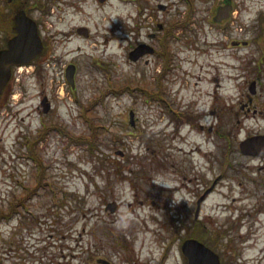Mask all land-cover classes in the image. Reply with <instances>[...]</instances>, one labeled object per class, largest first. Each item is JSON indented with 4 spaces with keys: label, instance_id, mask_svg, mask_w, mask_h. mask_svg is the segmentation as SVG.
<instances>
[{
    "label": "rangeland",
    "instance_id": "rangeland-1",
    "mask_svg": "<svg viewBox=\"0 0 264 264\" xmlns=\"http://www.w3.org/2000/svg\"><path fill=\"white\" fill-rule=\"evenodd\" d=\"M133 1L52 5L53 47L13 69L0 99V264H187L181 236L196 224L223 264H264L261 162L239 150L255 123L236 114L249 84L232 46L255 37L264 0H232L225 27V0L150 12L175 39L148 65L130 61L124 29L156 2Z\"/></svg>",
    "mask_w": 264,
    "mask_h": 264
},
{
    "label": "flooded vegetation",
    "instance_id": "flooded-vegetation-1",
    "mask_svg": "<svg viewBox=\"0 0 264 264\" xmlns=\"http://www.w3.org/2000/svg\"><path fill=\"white\" fill-rule=\"evenodd\" d=\"M102 5H106L112 0H97ZM143 3L145 0H142ZM175 1H180L182 3H188L189 7L192 0H155L156 4L153 8L148 9V14H144L142 10L138 16V20L135 28L130 24H127L125 27V32L135 34L136 44L128 49L127 56L130 59V54L140 45H149L155 49V54L157 56L161 55V52L164 54L167 53V50L170 49V39H175V30L172 27L168 28V25L161 24L158 19H154V10H157L160 14L170 13L171 9H174ZM87 0H0V33L5 34V30L10 28L12 36L16 34L17 28V19L22 15L34 20L38 25V31L42 38L44 45V53L53 47L55 35L52 32L49 21L52 20L53 15L50 14V7L54 4L59 5H83ZM133 2H138L134 0ZM186 7V6H185ZM227 8L230 10V17L226 20H220L221 26H224L233 21L232 16L234 10L238 5H234L232 0H227L225 2L221 1L217 6V12L222 8ZM223 12V9L221 10ZM149 16L151 20L147 19L144 21L142 17ZM156 15V13H155ZM189 21L191 17L189 16ZM11 19V21H10ZM127 20L130 22L132 20L131 15L128 16ZM188 20V18H187ZM186 20V21H187ZM241 15L238 21H241ZM151 21V22H150ZM255 23L258 25H253L255 31V37L249 39L248 41H240L238 39L232 40L234 60L237 63V67L241 70V73L238 76L241 79H244L246 83L249 84V93L243 92L242 96L245 98L242 99V96H237L236 99V108L238 109L237 115L243 112L245 120H254L253 129L254 131H249L246 134L243 140H240L239 150L242 156L241 144L246 140H253L254 142L258 139H264V14L262 12L257 13L255 17ZM144 31L146 32L148 41H144ZM149 31V32H148ZM259 44L261 46H259ZM147 58V56H146ZM146 58L141 59L137 63L139 64L142 61L148 65L150 61ZM172 58L170 55L169 59V69L171 66ZM244 125V121L239 119L238 126L241 127ZM240 129V128H239ZM259 147V143L253 145L254 150ZM254 155L244 156L249 158L252 161L259 160L261 162L259 172L262 173L259 179L256 181V185L260 187L264 186V154L252 153ZM259 183V184H258Z\"/></svg>",
    "mask_w": 264,
    "mask_h": 264
},
{
    "label": "water",
    "instance_id": "water-1",
    "mask_svg": "<svg viewBox=\"0 0 264 264\" xmlns=\"http://www.w3.org/2000/svg\"><path fill=\"white\" fill-rule=\"evenodd\" d=\"M229 12L228 10L225 18L228 17ZM17 23V35L9 41L6 49L0 51V98L11 80L12 68L30 64L43 51L36 23L26 15L19 17ZM79 33L88 36L87 30H80ZM153 53L152 48L140 46L132 53L131 58L133 61H138L141 57ZM75 73V66H70L66 71L67 81L73 88L75 87ZM43 106L45 113H48L51 109L48 100L44 101ZM131 117L133 118V116ZM257 143H259V147L254 150L253 145ZM242 152L245 155L264 153V139L244 142ZM117 209L115 203L109 204L107 208L111 213H115ZM183 252L188 258L189 264H220L219 257L197 240H187L183 245Z\"/></svg>",
    "mask_w": 264,
    "mask_h": 264
},
{
    "label": "trees",
    "instance_id": "trees-1",
    "mask_svg": "<svg viewBox=\"0 0 264 264\" xmlns=\"http://www.w3.org/2000/svg\"><path fill=\"white\" fill-rule=\"evenodd\" d=\"M7 33H8V36L10 37L11 36V34H10V32H8L7 31ZM0 48H3V46H1ZM48 132V128L47 129H45L43 132H42V134H41V136L40 137H43L46 133ZM79 140H87L86 138H80ZM37 159H39V158H37ZM40 185H44V186H46V183H44V181H42V183L40 182ZM38 188H36V189H34V190H37ZM14 209V207L12 206V208H11V211ZM179 235V234H178ZM204 234L201 232V229H196V231L194 232V233H192L191 234V236L192 237H196V238H198V239H200V240H202V241H205L204 240V238L202 237Z\"/></svg>",
    "mask_w": 264,
    "mask_h": 264
}]
</instances>
